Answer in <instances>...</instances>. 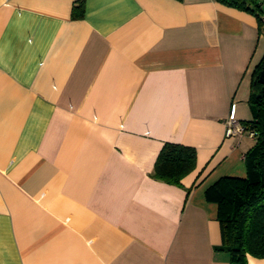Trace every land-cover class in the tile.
Here are the masks:
<instances>
[{
  "label": "crops",
  "instance_id": "crops-1",
  "mask_svg": "<svg viewBox=\"0 0 264 264\" xmlns=\"http://www.w3.org/2000/svg\"><path fill=\"white\" fill-rule=\"evenodd\" d=\"M0 0V264H229L206 190L245 178L257 18L215 0ZM193 147L180 185L151 176ZM247 264L264 258L247 256Z\"/></svg>",
  "mask_w": 264,
  "mask_h": 264
},
{
  "label": "trees",
  "instance_id": "trees-1",
  "mask_svg": "<svg viewBox=\"0 0 264 264\" xmlns=\"http://www.w3.org/2000/svg\"><path fill=\"white\" fill-rule=\"evenodd\" d=\"M217 3L254 15L261 31L264 16L258 0H215ZM72 17H84V2L74 7ZM264 70V57L252 73L250 105L257 118L243 122L256 133L255 144L243 158L246 176L221 177L205 192L207 199L217 204V222L221 242L216 250L229 254V264H247V256L264 258V83L259 74ZM196 152L193 147L165 142L154 162L151 176L164 183L180 185L194 170Z\"/></svg>",
  "mask_w": 264,
  "mask_h": 264
},
{
  "label": "built area",
  "instance_id": "built-area-1",
  "mask_svg": "<svg viewBox=\"0 0 264 264\" xmlns=\"http://www.w3.org/2000/svg\"><path fill=\"white\" fill-rule=\"evenodd\" d=\"M261 31L264 34V16L261 17ZM245 135L251 139H255L256 133L249 129L243 121H239L234 117H228L225 123L224 136L226 138L234 137L239 139Z\"/></svg>",
  "mask_w": 264,
  "mask_h": 264
},
{
  "label": "water",
  "instance_id": "water-1",
  "mask_svg": "<svg viewBox=\"0 0 264 264\" xmlns=\"http://www.w3.org/2000/svg\"><path fill=\"white\" fill-rule=\"evenodd\" d=\"M259 78H260V82L261 83H264V70H262L259 74ZM250 109H251V113H252V117L253 119H256L257 118V111H256V108L254 106H250Z\"/></svg>",
  "mask_w": 264,
  "mask_h": 264
},
{
  "label": "rangeland",
  "instance_id": "rangeland-1",
  "mask_svg": "<svg viewBox=\"0 0 264 264\" xmlns=\"http://www.w3.org/2000/svg\"><path fill=\"white\" fill-rule=\"evenodd\" d=\"M261 3L262 11H264V0H258Z\"/></svg>",
  "mask_w": 264,
  "mask_h": 264
}]
</instances>
